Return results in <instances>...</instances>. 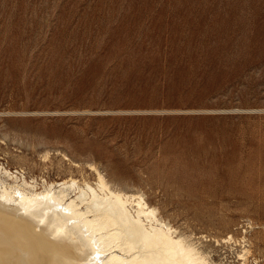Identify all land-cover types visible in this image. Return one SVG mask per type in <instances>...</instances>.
Listing matches in <instances>:
<instances>
[{
	"label": "rangeland",
	"instance_id": "1",
	"mask_svg": "<svg viewBox=\"0 0 264 264\" xmlns=\"http://www.w3.org/2000/svg\"><path fill=\"white\" fill-rule=\"evenodd\" d=\"M91 166L215 264H264V0H0V177Z\"/></svg>",
	"mask_w": 264,
	"mask_h": 264
},
{
	"label": "bare ground",
	"instance_id": "2",
	"mask_svg": "<svg viewBox=\"0 0 264 264\" xmlns=\"http://www.w3.org/2000/svg\"><path fill=\"white\" fill-rule=\"evenodd\" d=\"M91 167L95 185L72 177L39 192L2 174L0 264H215L143 196L113 190Z\"/></svg>",
	"mask_w": 264,
	"mask_h": 264
}]
</instances>
